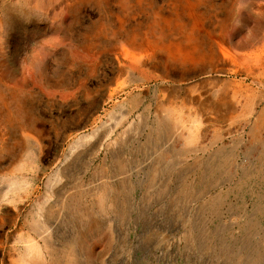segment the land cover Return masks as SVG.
I'll list each match as a JSON object with an SVG mask.
<instances>
[{
    "label": "rangeland",
    "instance_id": "1",
    "mask_svg": "<svg viewBox=\"0 0 264 264\" xmlns=\"http://www.w3.org/2000/svg\"><path fill=\"white\" fill-rule=\"evenodd\" d=\"M263 45L264 0H0V264L49 233L75 264H264Z\"/></svg>",
    "mask_w": 264,
    "mask_h": 264
},
{
    "label": "bare ground",
    "instance_id": "2",
    "mask_svg": "<svg viewBox=\"0 0 264 264\" xmlns=\"http://www.w3.org/2000/svg\"><path fill=\"white\" fill-rule=\"evenodd\" d=\"M132 57H133V59H134V61L136 63H140V65L142 64L141 62L144 59L143 56L133 55ZM244 58L247 61H251L252 64H254L256 66V69L259 72V73L255 74L256 71H254V70L252 71V70L248 69L246 71L248 75H250L252 77H255V79H257L260 76H263L264 75V45H263V47L259 48L258 52L257 51H253L251 53L244 54ZM256 105L258 106V104L254 102V100H250L249 106L251 107V115H253V122H252V126H251L250 133L253 135V137H257L258 136V133H260L262 130H264V106L261 107L258 110V109L255 108ZM211 108L212 107H210V109ZM167 110L170 112L169 109H167ZM166 118L169 121L175 122L176 124L178 123V124H181V125H185V121H183L182 119H179V117H171L168 114L166 116ZM215 121L216 120L212 118L211 122L213 123ZM195 122H197L199 125H202L203 124V123H201V121L199 122L198 120H196ZM163 124H165L164 121L162 123L159 121L158 122V127H160L161 125L163 126ZM112 126H113V124H112ZM106 131L105 132H101V133H97L96 135L95 134H92V135H85V136L80 137L79 141L77 142V146H75L72 149L70 156L67 158V161H68V159L71 158V156L74 155V153H76L79 150H84L82 154H84L85 158L91 157L92 155L97 154L101 150V148H100V147H102L101 143L102 142L104 143V140H105V146L109 149V147L111 146V143H110L109 139H110L111 133L113 131H109V132L108 131L106 132ZM88 142L90 143L89 145L87 144ZM82 160L81 161L83 163L81 164V166L84 165V164H86L85 162H87L83 158H82ZM262 166H263V169H262V172H261V176L264 179V164ZM60 170H61V168L58 169V171H60ZM83 172L84 171H81V172L78 173L79 174L78 175L79 176V179L78 180L81 181L80 182V184H81L80 186L83 185L82 184V180L84 181V179H83L84 176L82 175ZM105 172L107 173L106 170H105ZM76 176H77V174H76ZM78 176L76 177V179L78 178ZM68 185H69V182H68ZM116 193L119 194V191L116 188L115 184H112V183H109V182L105 184V187L104 188H101L98 191H96V194H95L96 195V200L98 201V204L100 206V209L101 208L103 209L106 206V204H108L107 202H112L111 205H110V207H114L113 204H115V201H114L113 198H115ZM0 196H1V193H0ZM56 196H58V195H56ZM58 199H59V197H58ZM70 199H71V197H70ZM64 205L67 208L69 207V211H71L72 213L75 212L74 214L75 215L77 214V216H76L77 217V221L79 223H82L81 226L84 225L83 226L84 229H83L82 233L79 236L77 235L79 242L82 241L85 237H87L92 230H94L95 228H99L100 227V221L98 219H95V218L91 217L92 216L91 215V212H89V211L88 212H84V210H81V211L79 210V203H78V200L77 199H72L71 204H67L65 202ZM79 244L82 245V242L79 243ZM75 245H77V244H75ZM64 247H65V250L64 249L63 250H60L58 248V244L55 243V241L52 238V235L49 233V235L42 237V244L40 242H38L37 240H35V239L29 240L28 246H27L26 255H23V257L24 258H27V257L30 258V260L27 259L28 261L26 259H24L26 261V264H44V262L42 263L41 260H40L41 257H43L47 261V263H45V264H75V256L73 255L74 254L73 253V248H75L76 246L75 247H72L71 244H66V246H64ZM75 250H77V249H75ZM60 251H62V253H60Z\"/></svg>",
    "mask_w": 264,
    "mask_h": 264
}]
</instances>
